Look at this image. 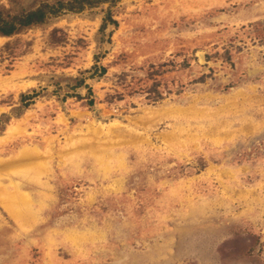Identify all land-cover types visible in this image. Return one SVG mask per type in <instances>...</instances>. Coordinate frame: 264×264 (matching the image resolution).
Instances as JSON below:
<instances>
[{"label":"rangeland","instance_id":"1","mask_svg":"<svg viewBox=\"0 0 264 264\" xmlns=\"http://www.w3.org/2000/svg\"><path fill=\"white\" fill-rule=\"evenodd\" d=\"M0 264H264V0H89L0 36Z\"/></svg>","mask_w":264,"mask_h":264},{"label":"trees","instance_id":"2","mask_svg":"<svg viewBox=\"0 0 264 264\" xmlns=\"http://www.w3.org/2000/svg\"><path fill=\"white\" fill-rule=\"evenodd\" d=\"M85 1L89 0H71L66 3L58 1L54 6L45 4L36 9L24 10L17 14L5 13L0 10V36H12L24 28L42 24L51 15L59 13L60 10L81 9ZM71 2H79L82 6L73 8V6L70 5Z\"/></svg>","mask_w":264,"mask_h":264},{"label":"bare ground","instance_id":"3","mask_svg":"<svg viewBox=\"0 0 264 264\" xmlns=\"http://www.w3.org/2000/svg\"><path fill=\"white\" fill-rule=\"evenodd\" d=\"M20 156V155H19ZM37 156V155H36ZM29 157V156H28ZM19 158V157H18ZM6 205V204H5ZM14 208V207H13ZM16 210V209H15ZM20 218V217H19ZM22 218V217H21ZM20 220H22V219H20ZM21 223H23L22 221H21ZM25 223V222H24ZM24 225V224H23ZM86 237V236H85ZM75 240V239H74Z\"/></svg>","mask_w":264,"mask_h":264}]
</instances>
